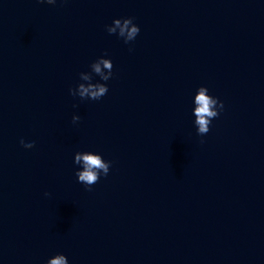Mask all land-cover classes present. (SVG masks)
Segmentation results:
<instances>
[{
  "label": "water",
  "instance_id": "95a60500",
  "mask_svg": "<svg viewBox=\"0 0 264 264\" xmlns=\"http://www.w3.org/2000/svg\"><path fill=\"white\" fill-rule=\"evenodd\" d=\"M82 72L107 94L71 95ZM201 86L223 102L203 136ZM77 152L111 162L90 190ZM57 254L264 264V0H0V264Z\"/></svg>",
  "mask_w": 264,
  "mask_h": 264
},
{
  "label": "clouds",
  "instance_id": "9594fccd",
  "mask_svg": "<svg viewBox=\"0 0 264 264\" xmlns=\"http://www.w3.org/2000/svg\"><path fill=\"white\" fill-rule=\"evenodd\" d=\"M41 3L54 4L55 0H40ZM106 30L109 34H118L119 37L124 39L127 44L133 41L138 35L140 29L133 23V18L125 19H115L110 26H106ZM101 65L105 69H108V74L104 75L101 70ZM92 72L99 74L102 81H108L112 76V62L110 59H103V57L96 60L90 65ZM80 79L86 83H80L75 89H69V92L73 96H79L83 99L99 100L101 97L107 94L108 87L105 83H92V76L85 75L84 72L80 73ZM195 125L197 126V133L201 136L209 132V125L212 119L219 115V110H223V102L219 101L217 98L210 96L208 94V89L201 86L197 90L195 95ZM73 123L77 122L80 117L74 115ZM20 143L25 148H31L34 141L20 140ZM74 163L81 165L82 170L76 172L78 182L84 184L89 188L95 184L99 179L101 174L107 176L111 162L101 158L99 154H92L91 152H77L75 155ZM48 195V193H45ZM47 264H68L66 256L63 254H57L47 261Z\"/></svg>",
  "mask_w": 264,
  "mask_h": 264
}]
</instances>
